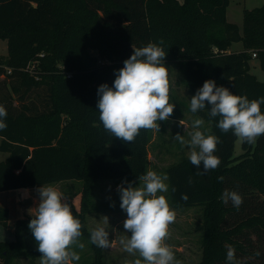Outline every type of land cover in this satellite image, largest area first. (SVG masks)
Returning <instances> with one entry per match:
<instances>
[{
	"label": "trees",
	"instance_id": "16d2710c",
	"mask_svg": "<svg viewBox=\"0 0 264 264\" xmlns=\"http://www.w3.org/2000/svg\"><path fill=\"white\" fill-rule=\"evenodd\" d=\"M229 4L0 0V39L7 41V55L0 54V92L1 82L10 80V91L0 93V105L7 110L0 150L9 153L0 160V191L82 180L81 208L73 214L82 223L81 237L90 239L84 203L94 184L101 179L138 180L146 174L151 133L142 129L131 144L113 137L99 120L97 89L104 83L111 86L133 48L149 42L167 52L164 62L178 64L194 95L212 79L249 100L264 97V80L250 65L257 57L264 69V4L244 9L243 29L228 19ZM235 42L243 48L232 49ZM34 61L38 64L31 70ZM34 91L43 94L39 102H26ZM13 93H19V107ZM209 111L206 107L195 114L210 121L219 138L215 155L221 164L203 176L197 174L203 164L197 169L188 157L170 165L172 205L203 207V257L197 264H227V245L235 248L241 264H264V135L255 144L243 142L244 152L234 156L237 137L221 131L220 117ZM226 189L242 196L239 208L221 202ZM32 218L17 221L14 240H0V264L41 255L28 229ZM8 220L9 208L0 205V224L6 226ZM91 247L94 259L87 264H105L104 249Z\"/></svg>",
	"mask_w": 264,
	"mask_h": 264
},
{
	"label": "clouds",
	"instance_id": "9594fccd",
	"mask_svg": "<svg viewBox=\"0 0 264 264\" xmlns=\"http://www.w3.org/2000/svg\"><path fill=\"white\" fill-rule=\"evenodd\" d=\"M162 44L163 40L160 41ZM166 56L167 52L152 42L133 48L132 55L124 60L123 67L115 71L112 85L104 83L98 87L96 107L99 120L113 137L131 144L142 129L159 131V122H167L172 117L175 104L170 103L169 72L164 64ZM262 104L264 97L249 100L247 96L236 95L209 79L191 97L190 110L197 113L208 107L211 117H220L217 126L221 131H231L241 142L255 144L257 138L264 135ZM6 117L7 110L0 105V131L7 128ZM179 123L182 125L183 120ZM204 123L202 118L192 121V131L188 132L190 139L186 140L179 133L174 136V140L182 146H190L188 159L192 165L199 169L203 164V171H197L201 176L221 164L220 158L215 155L219 138L206 135L201 130ZM168 179L167 174H158L148 169L146 174L138 177V186L124 181L117 188L120 208L127 214L123 228L130 233L120 243L125 252L132 255L139 253L143 264H180L172 248L165 243L169 236V225L176 220V211L163 195L169 191L166 183ZM217 179L223 182L224 177ZM36 191L39 201L35 208L29 210L33 218L28 229L41 253L40 264H70V261H79V254L72 248L84 247L79 243L82 235L81 221L74 216L63 193L55 186L41 185ZM181 199L187 201V194H182ZM220 199L223 203L231 201L236 208L243 203L239 193L227 189ZM104 220L108 224L106 216ZM90 241L98 248L112 247L106 227L98 226L91 230ZM235 251L232 245H227V264H241ZM255 255L259 256L260 252L257 251ZM134 264H142V260L136 259Z\"/></svg>",
	"mask_w": 264,
	"mask_h": 264
},
{
	"label": "rangeland",
	"instance_id": "374dc122",
	"mask_svg": "<svg viewBox=\"0 0 264 264\" xmlns=\"http://www.w3.org/2000/svg\"><path fill=\"white\" fill-rule=\"evenodd\" d=\"M264 0H230L227 8V17L230 21L237 22L241 29H243V14L245 8H254L262 6ZM242 42H235L232 49H242ZM0 54L7 55V41L0 39ZM169 72L170 84V103L175 104V109L169 121H161L159 131L150 129V143H149V166L158 174H167V169L170 165L181 161L190 155V146H182L179 142L174 140V136L179 133L190 139L188 132L192 131V121L194 118H202L205 123L201 130L205 134L214 135L210 121L199 116V114L192 113L190 110V99L194 95L187 86L185 79L176 62H164ZM251 72L256 74L260 80H264V69L261 66L259 58H252L250 60ZM4 75L0 79H3ZM6 83V84H5ZM1 92L10 91V80L1 82ZM43 93V90H41ZM0 92V93H1ZM36 95H39L38 97ZM40 95L43 94L34 91L27 96L25 101L29 102L35 99L39 102ZM14 104L19 107L21 101L19 100V93H13ZM183 120V124L179 123ZM244 152L243 142L237 138L235 143L234 156H238ZM8 152L0 150V160L8 156ZM168 176V174H167ZM118 181V182H116ZM132 183L133 186L139 184V180H121ZM119 180L101 179L98 180L84 203V210L86 212L87 228L93 230L98 226L106 227L109 232V239L112 240V247L104 249L105 264H134L136 259H141L139 253L135 255L129 254L123 250L120 243L122 238H128L130 233L125 232L123 228V221L127 218V214L120 208V194L117 191ZM169 185V179L166 181ZM83 181L78 179H71L69 182L57 184L56 188L62 192H69L66 195L67 203L72 212L79 211L81 208L80 199L76 198L78 193L83 191ZM127 187V183L124 184ZM138 186V185H137ZM159 195V193H158ZM169 202L172 209L176 211V220L169 225V236L165 243L169 245L175 253V258L180 264H197L203 257L202 238L204 234L203 227V207H183L175 208L171 202L170 185L169 191L163 193ZM76 198V201L73 202ZM82 202V199H81ZM108 218V224H105L104 217ZM31 217V216H28ZM27 218V217H26ZM1 239L13 240L15 239V231L11 230L8 225L0 224ZM31 238V237H30ZM32 239V238H31ZM33 240V239H32ZM34 241V240H33ZM79 243L84 247L81 249L78 246H73L72 250L77 252L80 256L79 261H70V264H87L94 259V251L91 247V241L87 237H80ZM36 249L38 245L34 242ZM40 256L16 258L12 264H40Z\"/></svg>",
	"mask_w": 264,
	"mask_h": 264
},
{
	"label": "crops",
	"instance_id": "0c3cea01",
	"mask_svg": "<svg viewBox=\"0 0 264 264\" xmlns=\"http://www.w3.org/2000/svg\"><path fill=\"white\" fill-rule=\"evenodd\" d=\"M195 119V118H194ZM70 180H63L54 184H51L53 186H57V184L69 182ZM130 181H136V180H130ZM118 182V181H116ZM124 182V181H121ZM40 186H34V187H20L10 190H4L0 191V205L6 206L9 208V220H8V227L15 231L16 230V224L19 219H24L28 216H31L29 213L30 209H33L37 206L39 201V196L36 191V189ZM25 190H27L25 192ZM69 192L63 193L64 197ZM76 198H79L81 203V193H78L76 195ZM76 198L73 202L76 201ZM67 202V198H65ZM195 207V206H194ZM197 207V206H196ZM91 231V230H90ZM1 235V234H0ZM2 236H0V240ZM16 237V235H15ZM5 240V239H4ZM14 240V239H13Z\"/></svg>",
	"mask_w": 264,
	"mask_h": 264
},
{
	"label": "built area",
	"instance_id": "2783aa9c",
	"mask_svg": "<svg viewBox=\"0 0 264 264\" xmlns=\"http://www.w3.org/2000/svg\"><path fill=\"white\" fill-rule=\"evenodd\" d=\"M256 55H257L256 52H254L253 53V56H256ZM37 64H38L37 61H34L33 63H31L30 64L31 70L34 69V68H36ZM8 72L10 73V72H12V70L11 69H8Z\"/></svg>",
	"mask_w": 264,
	"mask_h": 264
}]
</instances>
